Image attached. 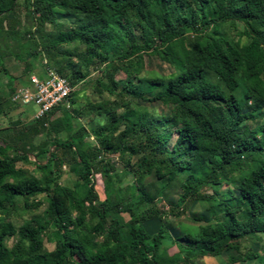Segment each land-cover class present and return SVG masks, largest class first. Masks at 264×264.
Segmentation results:
<instances>
[{
  "label": "trees",
  "instance_id": "trees-1",
  "mask_svg": "<svg viewBox=\"0 0 264 264\" xmlns=\"http://www.w3.org/2000/svg\"><path fill=\"white\" fill-rule=\"evenodd\" d=\"M152 54L172 72L146 77L150 95L140 82ZM8 56L24 64L29 82L46 59L74 86L72 109L54 117L61 103L4 125L17 80ZM93 70L98 98L78 97ZM3 75L10 92L0 91V264H191L225 253L264 264V123L249 122L264 115V0H0ZM88 109L90 128L81 121ZM64 165L78 176L74 185L62 183ZM123 174L134 175L130 193ZM150 176L160 181L155 192ZM173 183L181 203L212 188L207 214H193L198 224L169 228L158 204ZM25 196L35 198L27 207L47 204L17 228L9 215ZM247 233L261 238L232 243ZM48 234L54 249L45 247Z\"/></svg>",
  "mask_w": 264,
  "mask_h": 264
},
{
  "label": "rangeland",
  "instance_id": "rangeland-1",
  "mask_svg": "<svg viewBox=\"0 0 264 264\" xmlns=\"http://www.w3.org/2000/svg\"><path fill=\"white\" fill-rule=\"evenodd\" d=\"M21 9L23 10V12H22V18H23L24 13H25L24 12L25 7L22 5ZM71 10H72L71 8H66V11H68V12H70ZM239 25H240V27H242V23H239ZM50 27H52V25L47 24V28L51 29ZM82 48H83V46L81 45L79 49H82ZM11 59L12 60H8V62L10 64L14 58H11ZM40 60H38V63L41 64L42 61H40ZM73 60L78 62L79 58L75 57ZM46 61L47 60L45 59L43 61V63ZM16 65H15V67L13 65H10L11 71L14 74H12L10 72V70L8 69V67L6 66V68L9 71V74L12 76H15L17 80H15V83L12 82L15 90L13 91V93L11 91L10 96L8 97V99H6V103H5V111H6L5 114H6V116L1 117V122H3L4 125H7L11 120H19L21 122H26V123L28 121H33V118L31 116H28L27 111H28V113L31 114V113H35L39 110V106L35 103L22 104L19 102H14L12 100L14 92L18 88L27 85V83L29 82L28 75L24 74V71H25L24 64L20 61V63L17 66ZM153 72H157V73L166 75V74L172 72V69H170V66L166 62H164L160 58L159 55H156V54L146 55V64H145L144 70L141 73L143 78L140 82V85L145 90H147V92L149 90H151L150 95H152L154 93L155 89L152 88V84L149 80H147V78H149V76H151L150 74ZM98 74H99V72L97 70L92 71V73L88 76L87 81L82 86V88H85V89L81 91V93L78 97H83V98L87 99L88 97L91 98L93 96V99H94V94H95L94 85H95V79H96L95 77H97ZM117 76H118V79L125 78L126 77L125 70H123V69L119 70L117 73ZM8 81H9L8 76L3 75L1 80H0V91L10 92V89L8 86ZM25 82H27V83H25ZM107 96H108V94H107ZM70 109H72V108L70 107L69 102L66 101L62 105L61 114L65 115L66 114L65 110H70ZM156 110L158 112H163V111L168 112V108L166 106L158 105L156 107ZM117 111H118V113H120L122 111V109H118ZM249 112H251V110ZM91 113L92 112L88 109L87 111H85L84 115L81 118L82 119L81 121L88 128H90L89 121H90V116L92 115ZM65 120L66 121L68 120L67 115L65 116ZM107 121L108 120H104L102 123L103 124L107 123ZM249 122H253L254 126H256L257 124L264 123V115L259 116L254 121L249 120ZM43 137H44V135L38 136L37 141H40L41 139H43ZM88 140L93 142L94 144L97 143L95 137L92 134L90 135ZM113 161L115 162V164L120 169L123 168V164H122L118 154L113 155ZM26 166L31 170L35 169V166L33 164H26ZM97 179L98 180L96 183V188L99 192L100 197L102 199H104L106 197L104 176L102 174H98ZM133 179H134L133 174H129V175L123 174L121 185L122 186H128L127 188H128L129 193L132 191V188H130V184L133 181ZM61 181H62V183L67 184V185H74L78 181V176L76 174L70 172L68 165H64ZM145 183L147 184V187L150 191L155 192L156 191L155 187L160 184V181L157 180L155 177L150 176V177L146 178ZM222 190L226 191L227 185H224ZM211 192H212V188L210 186H206L200 194H198L194 197H190L186 201H184V203H181L180 202L181 190L179 189L178 184L177 183L171 184L168 187L167 191L165 192V196L163 197L162 202H160L158 204V207L161 210L166 211L168 213L167 223L169 225V228H172V226L175 227L179 222H184L187 224H198L200 221L195 220L193 217V214L194 213L196 215H200L202 213L207 214V212L204 208H206L208 206V202H207V199L204 197V194L211 193ZM37 199L40 201L43 200L44 195L39 194L36 197V200ZM32 200H35V198L29 197V196L19 197L17 199V207H16V209L12 210L10 215H9L11 221L13 222V224L17 228H20L21 225H23L32 216H36V215L39 216V215L44 214V210L46 208L47 203L44 202L38 208L27 207L26 203H28V202L30 203ZM177 214H178V216H175ZM126 216H128V214H126ZM260 238H261V235H259V234L247 233L245 235H240V236L234 237L232 239V243H239L240 245L253 243L252 245H255L256 242ZM11 242H13V240H11ZM44 243H45V247L48 249H54L55 245H56L55 241L53 240L52 237L49 236V234L44 237ZM177 250H178L177 246L173 245L169 248V253L172 254V253L176 252ZM230 257H231L230 253H225L221 256L206 255L203 258L194 259L191 264H248L247 262H242V260L233 261ZM249 264H254V262L251 261V262H249Z\"/></svg>",
  "mask_w": 264,
  "mask_h": 264
},
{
  "label": "built area",
  "instance_id": "built-area-1",
  "mask_svg": "<svg viewBox=\"0 0 264 264\" xmlns=\"http://www.w3.org/2000/svg\"><path fill=\"white\" fill-rule=\"evenodd\" d=\"M73 90L74 86L66 76L47 65L44 75L32 74L29 84L18 88L12 100L22 104H37L39 110L35 117H42L61 103L69 102Z\"/></svg>",
  "mask_w": 264,
  "mask_h": 264
},
{
  "label": "crops",
  "instance_id": "crops-1",
  "mask_svg": "<svg viewBox=\"0 0 264 264\" xmlns=\"http://www.w3.org/2000/svg\"><path fill=\"white\" fill-rule=\"evenodd\" d=\"M9 58V59H8ZM11 58H14L13 59V61H11V64L8 62V60H12ZM18 61V62H17ZM20 63V61L19 60H17L14 56H8V57H6L5 58V66H7L8 67V69L10 70V72L12 73V74H14L12 71H11V66L10 65H13L14 67H15V65L17 64H19ZM16 65V66H17ZM45 70H46V65H44V63H37V66H36V68L33 70V72L31 73V75L32 74H38V75H40V76H43L44 75V73H45ZM98 95H94V98L95 97H97ZM92 98H93V96H92ZM98 98V97H97ZM69 104H70V102H69ZM27 114H28V116H31L32 118H34L35 117V115H36V112L35 113H28V111H27ZM61 114V110L60 109H58L57 111H56V113L54 114V117L55 116H59Z\"/></svg>",
  "mask_w": 264,
  "mask_h": 264
}]
</instances>
